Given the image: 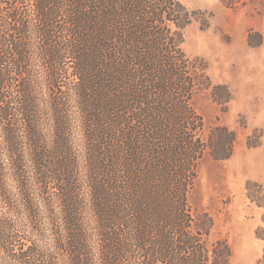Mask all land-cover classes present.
<instances>
[{
	"label": "trees",
	"instance_id": "1",
	"mask_svg": "<svg viewBox=\"0 0 264 264\" xmlns=\"http://www.w3.org/2000/svg\"><path fill=\"white\" fill-rule=\"evenodd\" d=\"M194 19L181 0H0V264H230L190 201L236 140L204 135Z\"/></svg>",
	"mask_w": 264,
	"mask_h": 264
},
{
	"label": "rangeland",
	"instance_id": "2",
	"mask_svg": "<svg viewBox=\"0 0 264 264\" xmlns=\"http://www.w3.org/2000/svg\"><path fill=\"white\" fill-rule=\"evenodd\" d=\"M195 13L185 53L208 66L212 86L196 95L205 137L235 135L232 155L208 153L190 201L210 215V241L227 239L230 264H264V0H181Z\"/></svg>",
	"mask_w": 264,
	"mask_h": 264
}]
</instances>
